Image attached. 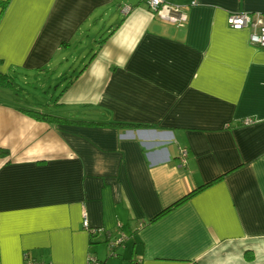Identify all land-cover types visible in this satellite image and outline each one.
Returning a JSON list of instances; mask_svg holds the SVG:
<instances>
[{"label": "crops", "instance_id": "1", "mask_svg": "<svg viewBox=\"0 0 264 264\" xmlns=\"http://www.w3.org/2000/svg\"><path fill=\"white\" fill-rule=\"evenodd\" d=\"M6 1L0 264H86L89 253L102 264H264V48L228 22L264 13V0H163L183 6L184 26L146 0ZM78 46L90 52L50 95L51 69ZM37 75L56 108L24 88ZM85 212L125 241L112 252Z\"/></svg>", "mask_w": 264, "mask_h": 264}, {"label": "built area", "instance_id": "2", "mask_svg": "<svg viewBox=\"0 0 264 264\" xmlns=\"http://www.w3.org/2000/svg\"><path fill=\"white\" fill-rule=\"evenodd\" d=\"M148 7L161 19L172 22L178 26H184L188 20V14L184 10L183 6L179 4H173L164 2L163 0H146ZM193 4L195 1L192 2ZM123 12L127 13L132 9V5L125 4L121 6ZM228 22L231 27L242 28L249 26L251 28L250 40L253 44L264 48V13L261 12H235L231 13L228 18ZM250 121L249 119L246 120ZM188 155L187 148L180 150V157L182 164L186 163ZM84 226L87 228L91 235H98L104 233L108 239V246L113 252L116 247L121 245L126 236L119 234L118 236H112L105 228L95 227L89 224L86 212L84 213ZM27 256V255H26ZM27 264H41L39 262L27 260ZM86 264H102L98 257L93 253H89L87 256Z\"/></svg>", "mask_w": 264, "mask_h": 264}, {"label": "rangeland", "instance_id": "3", "mask_svg": "<svg viewBox=\"0 0 264 264\" xmlns=\"http://www.w3.org/2000/svg\"><path fill=\"white\" fill-rule=\"evenodd\" d=\"M78 48H80V46L73 47L70 50H67V51L64 52V59H69V62H67L66 65L61 66V67L56 68V69L55 68L51 69L50 77L48 79V86H47V87H49L51 85L52 89H51L50 92H48L50 95H52V93H53L52 92L53 88L55 86H57L56 85L57 81L60 80V78L58 80H56L55 76L58 73H60V72L63 73V72H68L69 71V73H72L73 67L78 65V64H73L75 62V60L78 59V57L85 56V55H87L90 52V50L83 51V50H78ZM70 65H73V66L69 68ZM78 70H80V69H78ZM38 78L39 79H43V80L42 81L39 80V82H38L37 81ZM65 79H68V78H65ZM45 80L46 79L44 77L37 75V77L31 78V79L29 78L28 79V83L26 81V83L23 86L30 93L34 92L33 100H36V99L40 98L39 100H43V102L49 104V106H48L49 108L54 109V108H56V105H54V100L49 98V97H47V94L45 93V88H47V87L44 86L42 88V84L43 83L45 84ZM30 82L32 84L34 83V86L31 85ZM19 83L22 84V82H19ZM37 84H38V87H40L39 90H37V88H38V87H36Z\"/></svg>", "mask_w": 264, "mask_h": 264}, {"label": "trees", "instance_id": "4", "mask_svg": "<svg viewBox=\"0 0 264 264\" xmlns=\"http://www.w3.org/2000/svg\"><path fill=\"white\" fill-rule=\"evenodd\" d=\"M7 5V1L4 0L3 2H1V12L0 14L3 12V10L5 9ZM0 81L3 83V84H7V85H10L12 83V81L8 78V76L6 75H3V74H0ZM27 111L36 116V117H39V118H43L45 120H48L50 122H73L75 121L74 119H69L67 117H64V116H58V115H54V114H50V113H47V112H41L39 110H36V109H27ZM79 121H82V122H90V121H87V120H79ZM110 124H113V125H118V126H123V127H142V126H146V124H141V123H131V122H119V121H112L110 122ZM210 183V182H209ZM207 183V184H209ZM207 184L205 185H202L196 189H194L193 191H191L190 193L186 194L185 196H183L182 198L178 199L177 201H175L173 204H171L170 206L166 207L165 209H163L159 214H157L154 218V219H157L158 217L164 215L166 212H168L169 210H171L173 207L179 205L180 203H182L184 200H186L191 194H193L194 192L198 191L199 189L203 188L204 186H206Z\"/></svg>", "mask_w": 264, "mask_h": 264}]
</instances>
